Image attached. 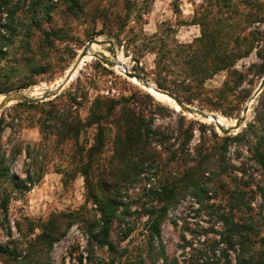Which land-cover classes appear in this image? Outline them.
Wrapping results in <instances>:
<instances>
[{
    "label": "rangeland",
    "instance_id": "rangeland-1",
    "mask_svg": "<svg viewBox=\"0 0 264 264\" xmlns=\"http://www.w3.org/2000/svg\"><path fill=\"white\" fill-rule=\"evenodd\" d=\"M83 1L87 2L88 14L70 12L66 5H59L50 24L43 28L59 31L60 35L51 37L50 44L37 33L31 45L37 55L26 65L20 63L19 73H9L5 79L8 87L15 89L19 80L26 79L31 68L38 65L44 71L31 78L36 84L20 90L34 93L43 87L56 86L90 40L108 41L106 34L98 36L103 20L95 17V13L96 8L101 7L114 15L120 14L122 21H128L122 41L112 40L115 56L130 72L144 76L156 88V67L159 65L169 89L162 91L171 95L176 90L173 81L187 69L190 52L193 57L205 59L209 52H216L219 47L224 52L227 49L235 56L231 60L232 66L214 71L212 65L209 68L214 71L212 76L198 87L192 103L174 96L192 108L219 116L225 124H232L242 117L264 78V0ZM128 7L133 11L127 19ZM247 15L258 19L247 21ZM208 39L215 40L216 46L211 47ZM187 46L192 47L191 51L184 49L183 53L181 48ZM109 48V45L96 47L95 53L104 57L86 61L75 80L58 97L40 103L42 107L35 109L14 104L2 111L0 150L6 157L16 155L13 173L20 180H25V171L34 173V168L40 174L34 184L25 185L24 196L10 202L7 214L0 210V245L9 247L13 253L12 256L0 255V264H109L111 261L132 264L140 259L144 264H197L207 256H211L216 264H224L226 246L219 244L224 233L222 215L234 216L243 224L253 223L255 230L249 245L255 261H260L264 238V164L257 150L264 152V90L249 106L244 126L224 136L213 123L177 111L157 100L142 85L126 78L114 66L115 59ZM19 53L26 52L20 49ZM4 68L7 72L11 70V66ZM222 90L224 94L220 93ZM177 93L182 92L177 90ZM100 98L135 101V105L152 119L153 128L168 133H173L180 125L184 131L190 129L193 134L188 146L190 152L195 155L199 150L211 157L204 166L208 174L204 179L198 178L206 193L199 199L188 192L182 194L178 203L168 210L158 239L150 238L144 213L156 204L152 193L163 179L160 174L156 176L159 172L154 169L146 170L141 181L131 183L121 197L130 207L134 229L124 239L125 227L114 223L110 240L116 252L99 242L97 220L100 215L95 206L87 203L84 177L75 168L79 161V157L74 158L79 153L77 145V149L89 148L95 138V129H84L78 140L57 146L53 136L55 128L50 126L46 131L51 135L44 142L36 125L45 111L52 108L51 101L70 108L71 117L85 122L92 103ZM226 137L231 140L224 144ZM38 144L46 145V149L40 151L36 147ZM171 144L173 149L179 147L178 141L172 140ZM110 156L111 145L108 144L104 159ZM173 167L166 164L164 170L168 173ZM98 180L95 175L94 182ZM17 187H8L13 197ZM237 198L242 199L240 203L234 202ZM122 211L119 206V213ZM71 215H76V222L67 227ZM54 216H60L63 221L62 236L47 251L45 245L49 241L37 239L41 234L38 225L47 223ZM235 248L238 251V242H235ZM226 254L229 263L236 264V253L228 251Z\"/></svg>",
    "mask_w": 264,
    "mask_h": 264
},
{
    "label": "trees",
    "instance_id": "trees-1",
    "mask_svg": "<svg viewBox=\"0 0 264 264\" xmlns=\"http://www.w3.org/2000/svg\"><path fill=\"white\" fill-rule=\"evenodd\" d=\"M61 4L66 5L70 12L80 11L88 14L86 11L87 2L83 0H0V96L36 84V81H32L31 78L43 73L44 69L40 65L33 66L29 76L23 81L19 80L15 89L8 87L9 84L5 83V79L11 72L19 73L20 63L26 65L37 55L31 48L37 33H40L41 38L50 44H52L51 37L58 38L59 31L47 30L43 28V25L50 24L55 11ZM132 11V7L127 8V19L130 18ZM95 17L103 20L102 32L98 36L106 34L107 42L122 41L121 36L128 26V21H122L120 14L114 15L101 7L96 8ZM246 18L247 21L258 19V17L254 19V15L252 18L247 15ZM208 42L211 47L217 44L212 39H208ZM191 48V46H187L181 49L184 53L186 51L184 49L190 50ZM20 49L26 53H19ZM108 51L113 53L111 47ZM229 53L227 49L224 52L219 47L216 52H209L205 59H200L197 55L193 57V53L190 52V56L187 57V69L179 79L173 81L176 90L171 93L186 103H192L195 94L200 89L198 87L203 85L204 81L209 79L214 71L226 70L232 66L231 60L235 56ZM3 63L6 64L4 67L11 66L10 72L5 70ZM212 65L215 66L213 72L209 70ZM156 68L157 87L160 90L169 91L166 78H162V71L158 69L159 65ZM177 90L182 93H177ZM223 92L225 91L222 90L220 93L224 94ZM74 97L77 98L76 95ZM52 102H49L52 108L45 111L43 116L36 121L44 142L51 135L50 133L46 134L50 126L55 128L53 136L57 146L78 140L84 129L94 128L96 131L93 144L89 148L77 149V145L76 151L79 153H76L74 158L79 157V161L75 168L84 177L87 203L95 206L100 215L99 220H97V225L100 228L99 242L103 246H108L110 251H117L110 240L115 222L125 227L124 239L134 229L130 207L124 203L121 194L129 188L131 183L141 181V176L146 174V170L153 171L156 169V172H159L156 176L160 174V179H163L162 183H159L160 187H156L152 193L155 200L153 202L156 204L148 207L144 213L147 216L145 227L152 239L161 237V228L168 210L178 203L182 194L188 192L193 198L199 199L206 193L204 185L198 181V178L204 179L208 174L204 166L209 159L211 160V157L210 154L204 155L199 150H196L195 155L190 152L188 146L193 138L190 129L184 131L183 126L180 125L173 133H168L161 128H153V121L148 117V114L139 109L135 105V101L131 102L130 99L126 98L119 100L96 99L90 107L85 122L71 117L70 108ZM17 106L35 109L42 107L40 103H19ZM181 138H183L182 141ZM172 140L174 143L179 142L177 149H173ZM230 140L231 138L226 137L223 142L226 144ZM108 144L111 145V156L109 159H104ZM36 147H39L40 151L46 149V145L42 144H38ZM257 151L261 163L264 164V152ZM15 160L16 155L6 157L5 153L0 150V188L2 189L0 192V210L6 214L10 202L14 198L24 196L27 191L25 185L34 184L35 179L39 180L37 175L40 174L38 169L34 168V173L25 171V180H20L13 173ZM166 164L174 166L168 173L164 170ZM179 168L180 172L178 173ZM95 175L99 178L97 182H94ZM177 176L179 177L177 178ZM14 185L18 186L15 197L8 191V187ZM241 200V198H237L234 202L239 201L240 203ZM119 206L123 208L120 213ZM70 217L74 220L68 221L67 227H71L76 222V215ZM60 219V216H54L47 223L38 225L41 228V234L37 239L49 241L45 245L47 251L53 248L55 242L62 236L60 232L63 221ZM220 220L224 233L221 234L222 241L219 244L226 246V249L223 250L224 264H230L226 254L228 251L236 253V264H264V238L260 261H255L253 254H251L249 240L255 230L253 223L243 224L237 222L234 216L229 215H222ZM30 222L35 223L34 221ZM235 242L239 244L238 251L236 248L234 249ZM214 251L211 252L214 254ZM0 255L12 256L13 253L9 247L0 245ZM212 260L211 256H207L206 259L201 260L202 263L197 264H216ZM109 264H115V262L111 261ZM132 264H144V261L140 259Z\"/></svg>",
    "mask_w": 264,
    "mask_h": 264
},
{
    "label": "water",
    "instance_id": "water-1",
    "mask_svg": "<svg viewBox=\"0 0 264 264\" xmlns=\"http://www.w3.org/2000/svg\"><path fill=\"white\" fill-rule=\"evenodd\" d=\"M106 45H109L113 51L112 55L114 56L115 59V63L114 66L118 69H120V73L123 74L126 78L130 79V80H135L136 82L140 83V85H142L143 87H145L146 89H151L153 92H155L156 94L159 95H166L169 98H171L174 103L179 107V109L191 116H196V117H201L202 119L205 120H213L216 123V128L224 135V136H229L231 133L238 131L239 129H241L246 120H247V115L249 112V106L251 105V103L257 98V96L264 90V78L262 79L259 87L257 88V90L255 91V93L253 94L252 98L250 99V101L248 102L247 107L244 109L243 111V115L242 117H240L239 119L236 120V124L233 128H224L222 125L219 124L218 122V117L217 115L211 114V113H206L203 110H198L195 108L190 107L189 105L185 104L184 102H182L180 99H178L177 97H175L174 95H171L167 92H164L156 87H154L153 85H151L147 79L140 75V74H135L129 71V69L120 62V60L118 59V57L115 56V48H114V43L113 42H107L101 39H92L90 40L85 46L84 48L79 52V55L75 61V63L73 64V66L69 69L68 73L65 75L64 77V82L62 83V85H60L57 89L55 90H46L42 96L40 97H31L30 94L25 93L26 90H20L18 92H11L8 93L6 95H4L1 98L0 101V115L2 113V111L14 104H19V103H30V104H38V103H43L49 100H52L56 97H58L61 92L71 83L75 80L76 76L79 74V72L81 71L82 67L81 65L84 64V66L86 65V63H84V60L87 57H90L92 59H97L99 57H104V55H102L101 53L96 52L95 53V48H102Z\"/></svg>",
    "mask_w": 264,
    "mask_h": 264
},
{
    "label": "bare ground",
    "instance_id": "bare-ground-1",
    "mask_svg": "<svg viewBox=\"0 0 264 264\" xmlns=\"http://www.w3.org/2000/svg\"><path fill=\"white\" fill-rule=\"evenodd\" d=\"M95 51V50H94ZM92 58H90V57H87L85 60H84V63H86V61H89V60H91ZM82 66H84V64H82L81 65V67ZM118 69V68H117ZM118 71H120V69H118ZM68 73V72H67ZM134 84H136V85H139L140 83H138V82H136L135 80H131ZM64 82V78L60 81V82H58L57 83V85L56 86H53V87H50V88H47V87H43L42 89L40 88L38 91L36 90L34 93H30V92H27V94H30V96L31 97H40V96H42L43 95V93L46 91V90H55V89H57L60 85H62V83ZM147 91L152 95V96H154L157 100H161V101H163V102H165L166 104H168V105H170L171 107H173L174 109H176L177 111H179L180 109H179V107L174 103V101L171 99V98H169L168 96H166V95H159V94H156L155 92H153L151 89H147ZM0 101H1V99H0ZM199 118H201V117H199ZM202 119V118H201ZM203 120H205V119H203ZM208 123H213L215 126H216V123H215V121H213V120H206ZM218 122H219V124L220 125H222L224 128H233L234 126H235V124H236V121L235 122H233L232 124H225L224 123V121L220 118V117H218ZM231 123V122H230ZM13 172H15V170H13Z\"/></svg>",
    "mask_w": 264,
    "mask_h": 264
}]
</instances>
